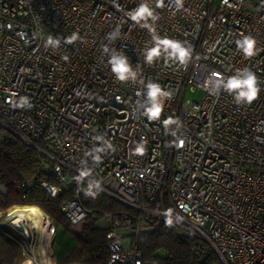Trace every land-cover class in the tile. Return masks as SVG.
Returning <instances> with one entry per match:
<instances>
[{"label":"built area","instance_id":"1","mask_svg":"<svg viewBox=\"0 0 264 264\" xmlns=\"http://www.w3.org/2000/svg\"><path fill=\"white\" fill-rule=\"evenodd\" d=\"M142 2L0 0V139H18L52 161L56 183H41L52 197L70 184L65 170L78 175L88 159L101 193L128 208L104 215L106 264H157L144 260L130 238L150 232L169 209L173 222L208 244L219 264H264V0H218L214 6L213 0H183L182 7L175 0L160 7L147 0L159 35L192 46L186 66L163 57L144 63L151 35L129 16ZM117 27L120 37L107 40ZM73 32L81 39L64 43ZM242 34L257 41L253 57L236 47ZM49 35L61 38L59 48L45 47ZM105 46L125 53L136 82L116 79ZM244 68L261 88L252 104L213 91L212 73L227 78ZM149 80L172 93L155 121L138 109ZM187 90L202 96L185 99ZM169 117L182 125L175 136L165 131ZM100 136L115 150L102 153L97 167L86 153L99 146ZM142 139L144 155H132ZM80 187L60 203L71 225L88 213ZM53 188L59 189L55 195ZM5 192L0 184V195ZM14 208L4 212L9 223Z\"/></svg>","mask_w":264,"mask_h":264},{"label":"trees","instance_id":"2","mask_svg":"<svg viewBox=\"0 0 264 264\" xmlns=\"http://www.w3.org/2000/svg\"><path fill=\"white\" fill-rule=\"evenodd\" d=\"M36 145L42 147L39 141ZM51 166L52 161L36 148L18 139H0V184L6 190L0 195L1 213L15 205L37 207L58 226L55 239L59 264H66L61 261V256L67 250L77 255L74 261L106 264L107 221L104 215L116 214L128 208L101 192L96 198L81 194V204L88 213L81 222L71 225L61 212L60 203L69 198L78 186L75 180L77 175L73 174L67 189L52 197L41 185L44 181L56 183ZM153 222L150 232L130 238L132 246L144 260L157 264H219L208 244L190 230L175 222L172 226H166L165 218ZM75 227L78 229L75 230ZM22 249L13 232L0 224V264H17Z\"/></svg>","mask_w":264,"mask_h":264},{"label":"clouds","instance_id":"3","mask_svg":"<svg viewBox=\"0 0 264 264\" xmlns=\"http://www.w3.org/2000/svg\"><path fill=\"white\" fill-rule=\"evenodd\" d=\"M227 3V0H224ZM177 7L183 6V0H175ZM163 0H157V7L162 6ZM130 19L142 27L147 28L151 35V45L147 47L143 53L144 63L152 65L155 61L163 57L166 61L186 66L192 58L193 49L190 44L185 41L169 38L167 36H161L157 32L154 24L158 19V16L154 13L153 8L149 6L147 0L140 3L134 10L129 12ZM120 37L119 27L109 32L106 35V39L114 41ZM81 37L79 33L73 32L70 36L64 38V43L74 44ZM236 47L245 57H253L256 55V39L250 34H242L239 39L236 40ZM61 38L59 36L49 35L45 41V47L57 49L60 47ZM103 51L109 54L108 64L110 65L112 74L120 82H136L137 71L131 65L129 58L124 52H117L111 50L105 46ZM136 67H139L137 65ZM143 83V82H142ZM210 84L215 93L224 91L233 96L237 104H252L257 100L261 88L258 83L256 74L248 68L237 70L234 74L227 78H222L219 73H212L210 78ZM145 92L143 99L138 101V109L140 114L149 121L159 120L166 100L172 98V93L163 89L157 82L149 80L145 85ZM25 104H27V98H24ZM165 131H171L172 135H176L177 130L182 126L181 123L172 117L163 121ZM175 126L171 128L170 126ZM99 141V146L94 147L88 153L86 157L90 158L92 162L98 167L102 163V153L108 150L114 151V146L111 140L106 139L103 136L96 138ZM184 141L181 139L178 141L179 147L183 146ZM146 151V144L143 141L135 143L131 149L132 155L143 156ZM76 183L80 190L86 197L96 198V196L103 191L102 181L96 179L92 167L88 164V159L81 161V167L78 175L75 177ZM59 189L53 188L52 194L55 195ZM32 212H36L37 209H31ZM163 215L165 216L166 226H172V210H166ZM24 219L19 217L12 223L17 225ZM31 220V217H28ZM32 227L40 232L43 236L44 233L41 230L40 222L34 221ZM50 239V236L48 237ZM53 264V259L45 251L41 250L40 260L36 261L35 256L22 261V264Z\"/></svg>","mask_w":264,"mask_h":264},{"label":"rangeland","instance_id":"4","mask_svg":"<svg viewBox=\"0 0 264 264\" xmlns=\"http://www.w3.org/2000/svg\"><path fill=\"white\" fill-rule=\"evenodd\" d=\"M218 0H213V6L216 5ZM202 96V92L199 90H195L193 92L186 91L184 94L185 99H195L199 100ZM66 175L71 178L74 173L70 171H65ZM16 207H22L17 206ZM14 207V206H12ZM12 207H10L12 209ZM28 207V206H27ZM39 209V208H38ZM40 210V209H39ZM40 215L37 213H33L32 211L28 210L25 212V218H26V233H23L21 230L16 229L11 223L7 222L8 220L5 218L6 215L3 213H0V224L4 225L7 229L13 232V234L18 238L20 243L23 246L21 255L18 259V263L20 264L24 258L26 257H33L35 256V260H40V252L41 250L45 251L48 255H50L53 259V264H59L56 256L57 251V244L55 235L58 231V226L55 222L52 220L49 222L48 219H46V216L43 214V212L40 210ZM28 217H31V220L28 219ZM34 221L40 222L41 230L43 231L44 235L41 236L40 232L37 231L32 227V223ZM28 222V223H27ZM50 223V224H49ZM53 229V231H50V229ZM31 229V230H30ZM78 228L75 227V230ZM32 231V232H31ZM50 236V239L48 237ZM62 236V234H60ZM123 245L125 248H127L129 244V238L124 237L122 239ZM29 243V244H28ZM32 250V251H31ZM77 259V255L75 252H71L70 250H67L64 252L61 256V261L65 262L66 264H85L84 262L80 260L74 261V259ZM35 264V262H34Z\"/></svg>","mask_w":264,"mask_h":264},{"label":"bare ground","instance_id":"5","mask_svg":"<svg viewBox=\"0 0 264 264\" xmlns=\"http://www.w3.org/2000/svg\"><path fill=\"white\" fill-rule=\"evenodd\" d=\"M33 208H35V209H37V211L35 212L36 214L38 213L39 215H40V210L37 208V207H34V206H22V207H16V208H14L13 209V212H14V217L11 219V221H10V223L15 227V228H17V229H19V230H21L23 233H26V229L28 228H26V218H25V212L26 211H28V210H30L31 211V209H33ZM34 213V212H33ZM34 213V214H35ZM42 214V213H41ZM44 214V213H43ZM45 216H46V219H48V221L50 222L51 221V219L46 215V214H44ZM19 217H23L24 219H22L21 221H20V223L19 224H17V225H14L12 222L14 221V220H17ZM28 223V222H27ZM50 224V223H49ZM50 229V231H53V229H51V228H49ZM31 230V229H30ZM32 232V231H31ZM29 244V243H28ZM32 251V250H31ZM28 258H31V257H26V258H24L23 260H25V259H28ZM20 264H22V262L20 263Z\"/></svg>","mask_w":264,"mask_h":264}]
</instances>
